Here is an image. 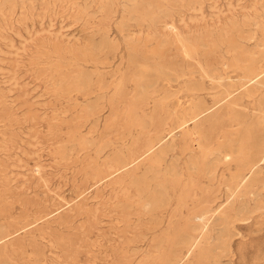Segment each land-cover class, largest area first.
I'll list each match as a JSON object with an SVG mask.
<instances>
[{"label":"rangeland","instance_id":"374dc122","mask_svg":"<svg viewBox=\"0 0 264 264\" xmlns=\"http://www.w3.org/2000/svg\"><path fill=\"white\" fill-rule=\"evenodd\" d=\"M128 5L126 0H0V232L8 233L0 243V264H162L170 255L164 231L174 205L162 210L165 222L157 226L162 213H148L133 178L152 165L149 141L165 135L163 143H173L187 158L195 143L205 142L197 127L226 117L227 109L216 101L218 82L206 78L199 94L212 108L198 126L180 125L181 109L191 101L189 87L201 80L202 70L239 80L243 62L212 40L237 35L230 32L236 22L246 23L245 34L256 19L264 25V0H148L140 14L129 13ZM144 8L154 11L156 21ZM263 31L262 26L257 31L259 41ZM202 39L207 47L198 43ZM190 41H197L193 55ZM253 42L243 40L247 48ZM144 64L159 73L147 104L136 93ZM82 75L88 77L84 87L74 83ZM256 101L257 96L246 100L251 112ZM222 139L221 134L212 145ZM124 155L132 162L118 169ZM199 183V192L209 185L205 178ZM211 197L213 208L224 201L215 188ZM209 215L213 231L218 212L210 209ZM254 216L236 224L239 234L223 264H264V227L259 230L261 217ZM189 263L201 264L194 253L181 261Z\"/></svg>","mask_w":264,"mask_h":264},{"label":"bare ground","instance_id":"6f19581e","mask_svg":"<svg viewBox=\"0 0 264 264\" xmlns=\"http://www.w3.org/2000/svg\"><path fill=\"white\" fill-rule=\"evenodd\" d=\"M126 1H128L130 5L129 13L140 14L139 7L146 3L148 0ZM88 6L86 5V8ZM143 11H146L145 8ZM145 13L143 12L144 15L156 21L155 19L157 17L155 16L154 11H146ZM245 25L246 23L236 22V24L230 26V32L231 30H235L237 32V35L220 34L219 36L216 35L217 37L212 40L215 46L220 47L222 45H227V48L235 52V55L238 57V59L243 62L240 66L241 69L239 70H242V75H239V80H225L220 74V71L219 73L215 71L217 69L211 70L206 69V67L204 70H202L200 78L201 80L194 81L189 87V96H191V101L188 105L184 106L183 109H181V111L183 110L182 113L184 114L182 118L183 120H181L182 122L180 125L184 128V125L188 124L189 122H194V124H197L196 126H198V122L206 117L210 108H212L211 106H208L206 104L207 102L202 99L203 96L200 97L199 94V91L205 89L206 78H209L207 80L218 82V87H220V90L218 92V96H216V101L221 104V109L222 107H225L227 109L226 117H222V119L218 122L212 120L213 122L208 127H206L205 125L197 127L196 133L198 134L199 139L201 137L205 142L203 144L194 142V146L197 144L201 148V151L196 152V149L193 146L187 158L176 153V148L174 145H172L173 143H163L165 135L160 136L158 139L156 137V141H149L146 150L148 153L154 152L152 165L147 172L143 171V174L141 173V175L133 178V185L137 188L144 203L148 207V213L149 211L154 213H162V216H160L158 220H155L157 222V226H162L165 222V211L162 210L174 205L173 210H170V218L164 231L166 233L165 238L170 243V255L162 264H181V261L186 256L193 253L195 254V260L201 264H223L222 258L232 253L231 243L233 237L239 234L236 227V224L238 222L244 224L251 221L255 214H258L261 217V220L259 222V230H262L264 227V37L261 41H259L257 33L258 29L261 26L264 30V25L258 19L252 21L251 25H254L255 28L251 29L248 34H245V32L247 31L245 29ZM211 32L212 31H210V33ZM244 39H249L250 41L254 40L255 46L253 48H247L243 43ZM190 42L189 55H193L197 41H192L191 43ZM198 43L202 45V47H207L208 45V43L203 39ZM161 44L164 45L165 43L161 42ZM103 45L105 46V44ZM104 46L102 47V49L104 48ZM141 69L142 70L136 78V93L139 98L143 99V102L147 104L150 99L153 98L152 93H155L154 89L156 90L155 87L159 81V73L158 75H156L153 71L147 69L146 66ZM230 70L232 71V69ZM195 72H197V69H193L191 71V75L196 74ZM160 76L163 77V75L161 74ZM168 77L170 79H173L175 76H171L170 74H168ZM228 77L230 76L228 75ZM185 78L188 77L186 76ZM163 80L165 81V78ZM176 80L179 79L176 78ZM61 81L62 80H60V83ZM74 83L78 86L84 87L88 83V77L86 75H82L77 80H75ZM62 84H64V81ZM101 96L103 97V95ZM256 96L257 101L254 105V108H256V110L254 112H251L250 108L246 104V100L251 103V101ZM213 100H215V97ZM176 108H178V106ZM179 117H181V115ZM174 121L176 123V120ZM170 124L172 125L174 124V122H170ZM174 125L178 126V124ZM173 128L171 127L170 129ZM186 130L188 129H185L184 131ZM221 134L223 139L213 146L212 143L214 142V139L219 138ZM170 136L172 135H169V138H171ZM195 136L196 135H194V138H196ZM173 137L171 141L175 140ZM196 139H198V137ZM193 140L195 141V139ZM115 154L117 153L115 152ZM131 162L132 160L127 156H121L118 159V169L127 168L131 164ZM221 165L223 167H221ZM225 170H229V172L226 173ZM184 176H186L187 178L185 182L183 181ZM202 178H205L209 182V185L202 187V192H199V182L202 181ZM198 179L199 182L197 181ZM254 186H257L256 191L253 190ZM214 188L215 190L222 191L224 195V201L221 202L216 208H213V206L210 204L214 202V199L211 197ZM224 205H227L228 208H225L229 209L225 214L221 209V207ZM127 207H129V204L126 205L125 208ZM198 207L200 209L196 210L198 209ZM210 209H214L215 212L217 211L219 216H216L217 218H219V221L218 223H216L214 229H212L213 231L208 230V220L211 216L209 215ZM189 210H191L192 213L188 212ZM184 218H186L187 220L183 221ZM7 236L8 233L0 232V243L4 241ZM162 240L164 241V239ZM160 247L161 246H159V248ZM3 264L8 263L4 262Z\"/></svg>","mask_w":264,"mask_h":264}]
</instances>
